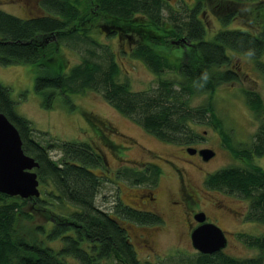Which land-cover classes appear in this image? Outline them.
Masks as SVG:
<instances>
[{"label":"trees","instance_id":"1","mask_svg":"<svg viewBox=\"0 0 264 264\" xmlns=\"http://www.w3.org/2000/svg\"><path fill=\"white\" fill-rule=\"evenodd\" d=\"M204 1L195 0L190 7L175 8L166 0H40L45 14L26 19L0 9V64L34 63L40 68L35 89L44 96L45 108L52 107L54 97V92L45 91L47 88H55L63 95L95 91L147 132L178 145L199 141L200 133L191 124L212 125L222 135L224 146L246 165L218 170L208 175L206 183L243 195L249 200L246 220L264 226V170L252 162L253 157L264 155V101L260 94L243 90L247 105L260 120L251 142L244 148L232 144L210 99L197 105L192 103L197 90L211 95L221 84L238 81L228 50L254 60L264 87V61L260 60L264 53V0H258L253 8L255 30L227 27L238 11L230 4L215 3L213 7L222 27L208 39L199 16L205 7ZM219 10L224 13H218ZM98 24L109 35L132 42L130 56L141 60L154 74L159 76L165 70H174L183 82L175 85L174 81L158 78L154 88L132 90L127 79H118L120 69L110 47L90 34L91 27ZM63 47L80 48L85 55L79 63L69 64ZM205 74L207 81L203 79ZM0 112L17 128L23 151L38 162L35 171L41 188L38 197L20 198L0 193V264H74L66 258L80 264H145L138 259L129 230L121 222L128 219L148 224L157 223L158 219L120 201L113 207L112 215L95 205L104 178L95 168L107 169L101 150L86 141L56 142L47 138L42 143L34 136L31 121L15 111L10 88L1 81ZM94 127L105 136L97 123ZM113 147L119 153L124 149ZM52 150L60 151L59 159L50 156ZM160 172L157 164L150 163L142 170L120 168L117 175L133 184H154ZM62 202L81 210L60 215L50 208L52 225L47 238L60 239L58 249L34 236L20 234L19 215L30 216L23 211L25 206L57 207ZM246 240L259 252L257 257L235 259L223 255L221 264H264V232L260 236H248ZM210 263L215 264V260L207 264ZM187 264H202V254Z\"/></svg>","mask_w":264,"mask_h":264},{"label":"rangeland","instance_id":"2","mask_svg":"<svg viewBox=\"0 0 264 264\" xmlns=\"http://www.w3.org/2000/svg\"><path fill=\"white\" fill-rule=\"evenodd\" d=\"M39 1L0 0V9L26 19L45 14ZM168 2L170 6L177 8L182 5L190 7L195 0H169ZM257 2L258 0H246L243 3L205 0V7L199 15L206 28L205 38H211L222 27L213 7L215 3L223 6L230 4L238 11L227 27L255 30L254 27L257 25L253 26L252 17L254 16L253 8L257 6ZM98 25L91 27L90 34L102 44L110 47L120 69L118 79H127L132 90L154 88L157 86L158 78L174 81L175 85L183 82L182 77L174 70H165L159 76L154 74L141 60L130 56L132 42L128 43L117 36H111ZM63 49L69 64L79 63L85 55L83 50L77 47H63ZM97 53H101V49H97ZM227 53L231 57L232 69L238 74V81L221 84L211 95L204 90H197L192 96V103L197 105L210 99L232 144L244 148L251 142L252 134L256 131L260 120L256 119L254 112L247 105L243 90L258 92L264 101L263 80L255 68L253 59L231 50ZM260 60L264 61V53ZM38 69L40 68L34 63L0 64V81L10 88L15 111L31 121L35 130L34 136L42 143H45L47 138H52L56 142L86 141L101 150L106 159L107 169L95 168L98 174L104 176L95 197V205L112 215L113 207L118 201L138 208L143 207L142 204L146 198L150 196L155 198V207L163 216V222L147 226L149 229L152 228L151 230L145 229V231L155 233L152 237L155 243V256H149L140 247L142 243L140 239H147L142 227L146 224H135L129 222L128 219L124 222H129L130 226L128 223H123L130 231L128 236L135 244L138 258L148 261V264H187L191 258H196L199 253L192 246L187 223L192 213L195 212V215L202 212V208L206 211L208 219L216 222L225 231L223 232L229 239V245L225 250L227 253L236 257L257 255V250L249 246L245 238L261 235L264 226L259 222L246 220L244 213L248 210L249 200L239 193H230L210 187L206 183L208 175L218 170L230 166L246 165L242 158L233 156L224 146L222 135L212 125L191 124L192 129L200 133L199 141L193 144L178 145L162 141L147 132L134 119L119 112L104 99L101 93L95 91L88 90L84 94L67 93L63 95L55 88H47L45 91L54 92V97L51 100L53 101L52 107L45 108L42 106L44 96L35 89ZM96 123L105 136L98 133L94 127ZM39 132H44L47 136L42 137V133ZM113 146H121L124 149L121 148L119 153ZM188 148H195L196 152L203 148L211 149L214 154L204 160L199 152V156H190L189 154L194 153H190ZM60 155L58 150L50 151L53 159H59ZM252 162L264 170V155L253 157ZM150 163L157 164L161 170L154 184L146 182L133 184L121 175H117L120 168L128 166L142 170ZM185 188L195 194V201L189 204H184L180 200ZM39 190H41L40 186ZM140 193H142V201L138 198ZM172 200L179 202L172 204L170 202ZM221 203L235 211H241L243 215L236 218L235 214H229L214 206ZM50 208L60 215L73 210H81L67 202H62L57 207L43 208L41 206L34 207V209L32 204H28L23 211L30 216L19 215L17 229L23 236H31V238L34 236L38 240H43L45 245L58 249L61 245L60 239L50 241L47 238L52 225L49 220ZM43 228L45 231H42ZM66 260L79 264L70 258Z\"/></svg>","mask_w":264,"mask_h":264},{"label":"water","instance_id":"3","mask_svg":"<svg viewBox=\"0 0 264 264\" xmlns=\"http://www.w3.org/2000/svg\"><path fill=\"white\" fill-rule=\"evenodd\" d=\"M169 1V0H168ZM184 40V38H181ZM195 153V148L187 149ZM204 160L213 156L211 149H199ZM38 162L22 149V140L14 124L0 112V193L20 198L40 195L39 179L35 169ZM200 224L191 232V242L198 252H212L226 245L224 232L215 224L203 223L204 213L194 215Z\"/></svg>","mask_w":264,"mask_h":264},{"label":"flooded vegetation","instance_id":"4","mask_svg":"<svg viewBox=\"0 0 264 264\" xmlns=\"http://www.w3.org/2000/svg\"><path fill=\"white\" fill-rule=\"evenodd\" d=\"M186 152V151H185ZM187 153V152H186ZM189 154V153H187ZM190 156H197L198 155V152H195L194 154H189ZM199 156V155H198ZM198 158V157H197ZM145 167V166H144ZM142 193H140L138 195V198H141L140 200L142 201ZM180 200L182 201V203L184 204H189L190 202H193L195 201V194L186 190V188L183 190V196H180ZM172 204H177L179 201L178 200H175V201H170ZM186 202V203H185ZM155 198L153 196H150L149 198H146V201L142 204L143 207H136V206H133L131 204H125L127 206H130L131 208H133L134 210H138L140 212H147L149 213L150 215H152L153 217L157 218L158 219V222L157 223H148L146 225H143L142 227L144 228V232L143 234L144 235H147V239H140V242L141 245L140 247H142V251L143 252H146L149 256H155L156 255V251H155V243L152 239L153 236H155V233L154 232H150V231H145V229L147 230H151L149 228H147V226H152V224H158V223H161L163 222V216L160 215V211L157 209V207H155ZM217 209L219 210H224L226 211L227 213L229 214H235L236 218H239L241 215H243V213L241 211H235L229 207H227L225 204H218V205H214ZM248 208V207H247ZM200 211V210H199ZM247 211V210H246ZM194 213H192L191 217H189V221L187 223V226L188 228L190 229V232H189V237H190V233L191 231L196 228L200 223L198 221L195 220L194 218ZM202 213L205 214V220L203 221V223H212V224H215L216 226H218L222 231H224L219 225L216 224V222L214 221H211L208 219V216L206 214V211L202 208ZM246 214V212L244 213V215ZM122 225H124L123 223H128V225L130 226L129 222H121ZM135 224H139V223H135ZM225 232V231H224ZM264 232V231H263ZM130 233V231L128 232ZM225 236H226V245L221 248V249H218V250H215V251H212V252H198L196 249V251L199 253V254H202V264H207L209 261H212V260H215V264H221V260H222V257L223 255L225 256H228V257H231V258H235V259H249V258H253V257H257L259 255V252L257 251V255L256 256H247V257H236V256H232L230 255L229 253H227L225 250L226 248L228 247L229 245V239L225 233ZM260 236V235H259ZM132 245L134 246L135 248V244L133 242H131ZM252 247V246H251ZM254 248V247H252ZM137 255V254H136ZM140 260L141 263H145V264H148V261H143L141 260L140 258H138ZM76 261V260H75ZM78 262V261H77ZM79 263V262H78ZM80 264V263H79ZM211 264V263H210Z\"/></svg>","mask_w":264,"mask_h":264},{"label":"clouds","instance_id":"5","mask_svg":"<svg viewBox=\"0 0 264 264\" xmlns=\"http://www.w3.org/2000/svg\"><path fill=\"white\" fill-rule=\"evenodd\" d=\"M203 79H204L205 81H207V79H208L207 74L204 75Z\"/></svg>","mask_w":264,"mask_h":264}]
</instances>
